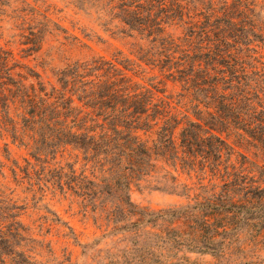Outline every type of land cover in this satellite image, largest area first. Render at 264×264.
<instances>
[{
    "label": "trees",
    "instance_id": "trees-1",
    "mask_svg": "<svg viewBox=\"0 0 264 264\" xmlns=\"http://www.w3.org/2000/svg\"><path fill=\"white\" fill-rule=\"evenodd\" d=\"M7 2L0 0V10ZM72 3L105 26L145 41L136 51L138 60L181 84L196 119L188 109L176 110L157 76L134 80L127 71L138 62L79 58L57 68L55 82H47L37 73L30 72L35 78L30 79L18 71L12 51L0 45V135L28 150L31 158L17 166L23 177L39 189L70 190L85 213L105 217L117 231H133L135 264H178L174 260L183 249L219 255L236 246L249 221L263 228L264 164L243 153L235 157L223 133L236 132L264 149V2ZM179 27L183 34L177 33ZM28 30L29 50H41L53 37L61 44L80 42L46 15ZM80 159L85 168L78 171ZM159 163L199 177L194 187L178 184L179 176L171 172L172 189L203 193L194 203L161 210L136 204L130 189L152 176ZM13 172L19 174L16 168ZM6 207L0 198L2 260L54 264L53 258L39 259L43 254L36 250L44 243L18 219L17 207ZM20 246L28 248L15 251Z\"/></svg>",
    "mask_w": 264,
    "mask_h": 264
},
{
    "label": "rangeland",
    "instance_id": "rangeland-1",
    "mask_svg": "<svg viewBox=\"0 0 264 264\" xmlns=\"http://www.w3.org/2000/svg\"><path fill=\"white\" fill-rule=\"evenodd\" d=\"M258 2L261 4L264 0ZM7 3L8 6L0 10V45L12 51L14 62L20 65L17 70L29 75L30 79H35L30 76L32 72L47 82H55L54 72L57 68L69 61L93 55L109 59H130V63L138 62L131 64L133 70L127 71L134 80L148 82L157 76L160 81L163 80L161 86L167 95L172 96L170 99L176 110L187 112L188 109L190 117L196 119L190 99L181 95V84L169 78L158 66L138 60L136 51L145 43L139 37L125 35L114 26H105V22L96 15L78 9L72 0H11ZM45 15L67 28L70 35L77 36L80 40L78 45L75 46L77 42L61 44L53 37L45 41L41 50H29L31 44H24L29 34L28 27ZM176 31L178 34L185 32L183 27ZM261 53L264 54V48ZM258 65L262 66L260 63ZM183 125L184 120L176 129V135ZM223 136L235 148V157L240 158V153H243L250 160L264 164L263 148L256 147L236 132L229 135L223 133ZM25 158H31L27 149L0 135V198L7 209L8 205L17 207L14 211L19 214L18 219L24 223L32 237L40 241V245L44 243L43 248L38 247L36 250L42 251L43 256L39 259L53 258L54 264H135L132 262L133 231H117V227L109 224L105 217H97L92 212L85 213L81 199L70 190L39 189L37 185H30L23 177L25 174L17 168L18 165L25 166ZM75 159L73 155L70 161ZM76 167L78 171L83 170L84 161L80 159ZM15 168L18 175L13 172ZM170 173L179 176L178 184L198 185L199 177L196 173H177L168 165L159 163L152 176L134 183L130 189L132 200L139 206L161 210L194 203L195 197L203 193V189L197 188L190 192L181 187L172 189L174 183ZM186 193H190V197ZM247 224L249 226L245 228V234L236 244L243 248V252H236V246L226 248L219 255L183 249L174 261L178 264H264V221L261 229L256 220ZM27 248L20 246L15 251ZM48 249L54 253L50 254ZM0 264L13 263L7 257L3 261L0 255Z\"/></svg>",
    "mask_w": 264,
    "mask_h": 264
}]
</instances>
